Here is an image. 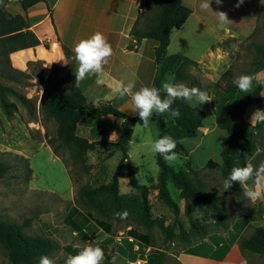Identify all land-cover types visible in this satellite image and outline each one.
<instances>
[{
    "label": "rangeland",
    "instance_id": "obj_1",
    "mask_svg": "<svg viewBox=\"0 0 264 264\" xmlns=\"http://www.w3.org/2000/svg\"><path fill=\"white\" fill-rule=\"evenodd\" d=\"M237 2L238 0H222V8L210 9L212 13L216 11L227 13L231 24L225 27L226 30L213 23L217 20L209 11L211 17L208 18L212 22L196 21L194 17L187 18L182 25L183 28L178 32L179 36H174L167 47L168 55L180 54L200 62L198 68H190L187 71L188 79L184 83L205 91L211 101L200 105L195 100L187 102L200 112L203 127L199 129L195 138L182 140L186 149L185 154H178V159L172 163L166 162L175 170L188 168L198 170L199 177L208 186V191L220 200L227 211L228 218L224 228L213 227L214 218L211 211L198 203L190 204L186 216L178 191L168 183L167 191L171 199L178 204L179 211L175 214L154 192H151L149 195L151 218L161 221L164 225L176 224L175 234L180 227L187 231L190 219L198 225L207 227L203 236L192 242L165 241V235L159 228L152 227L145 231L131 218L118 222L111 220L110 230L103 232V229L96 225L98 216L93 210L86 209L76 201L77 191L84 185L97 187L107 184L115 171L120 154L107 156L108 150L103 142H94L96 144L94 149L85 154L88 170L83 172L70 159L67 151L59 149L57 155L52 152V146L48 141L54 135L55 126L52 121L42 117L40 107L44 94L56 90L61 70H54L56 64L44 61L27 66L26 72L29 77L23 79L22 85L0 78L1 83L13 87L29 99L34 107L30 115L17 103V111L11 117H6L0 109V160L10 165V170L0 179V222L18 225L29 236L49 237L54 240L58 249L49 257L54 259L56 264H64L68 255H75V252H79L87 242L104 249L110 255L113 264H129L138 258L147 260L159 253L163 255L161 264H180L181 260L177 262L174 256L192 245L204 243V239L207 246L197 248L194 250L196 253L207 254L209 247L218 246L219 243L227 247L237 245L241 237H247L255 227L263 226L264 199L252 202L244 197L243 192L241 196H236L230 190L224 191L220 171L205 168L209 160L218 164L221 162L220 150L226 131L215 125L217 111L226 102H232L239 94L245 93L236 87V95L229 98L226 91L235 86L233 83L235 78L241 74L247 75L254 68L253 62L258 58L254 47H264V13L260 12L259 16H256L258 7L264 6V0H244L239 7H236ZM202 11L199 4L198 12ZM236 26H241L244 30ZM209 49L211 51H208ZM53 54L54 52L48 53L43 49L38 50V56L46 60L51 59ZM19 56L17 54L13 58L16 63L19 62ZM212 60L222 63L217 68L214 78L210 80L204 76L203 71L205 63L214 65ZM148 70L152 82L154 74H151V68ZM213 70L212 68L211 71ZM0 71H3L1 65ZM252 77L250 90L264 78V69ZM9 100L14 101L12 98ZM112 106L116 108L115 105ZM249 107L245 113V120L250 124V116L258 108L255 105ZM163 122V118L152 117L147 128L141 127L142 121L133 127L128 145V163L136 182L140 185L152 187L156 184L159 169L155 161L156 154L151 151V143L156 139ZM91 124L94 131L103 124L106 125L101 119L93 120L90 124L80 125L77 134H83L85 127ZM93 134L99 136L96 132ZM254 136L256 150L248 155L247 161L251 160L254 165H258L264 157V134L257 130ZM118 181L120 194L126 196L135 194L129 186L125 167L119 172ZM248 184L251 186L252 181ZM74 207L77 213H72L71 209ZM73 224L79 229H74ZM131 227L148 232L152 238L151 246H144L135 240L130 242L126 232ZM240 258L245 264H251L250 261L264 264V254L241 251ZM182 260L191 264L184 257ZM0 264H11L1 245Z\"/></svg>",
    "mask_w": 264,
    "mask_h": 264
},
{
    "label": "trees",
    "instance_id": "obj_2",
    "mask_svg": "<svg viewBox=\"0 0 264 264\" xmlns=\"http://www.w3.org/2000/svg\"><path fill=\"white\" fill-rule=\"evenodd\" d=\"M42 1L44 0H18L24 12ZM140 7L146 9L138 15L130 34L136 42L147 39L156 43L153 50L155 72L150 87L160 88L161 97L164 98L166 94L161 85L168 77H174L173 83H184L188 79L187 71L190 68H198L197 62L184 55L167 54L172 31L181 28L191 11L182 4V0H140ZM260 12L264 13V9ZM39 44L35 34L28 29L24 16H8L0 6V65L3 70L0 71V78L22 85L23 79L29 76L26 71L12 67L9 55L16 51L34 48ZM45 47L47 48V45ZM254 50L258 58L253 62L254 68L247 73L250 76L264 69V47L255 46ZM52 52L55 53V51ZM64 54L68 59V64L62 68L54 67V70H61V75L56 82V90L47 91L44 94L40 107L42 117L52 121L55 126L54 135L48 141V144L52 146V152L57 155L59 149L67 151L70 159L83 172H87L85 154L94 149L96 144L78 136L77 126L90 124L93 120L108 115L121 119V136L115 142L102 143L108 150L107 156L120 154L109 182L97 187L84 185L77 191L76 201L86 209H92L98 216L96 225L109 231V221L125 220L119 219L115 214L127 211L129 214L127 218H131L143 230L148 231L152 227L159 228L165 235V241L192 242L199 239L205 234L207 227L198 225L190 219L189 229L185 231L180 227L175 234L176 224L164 225L161 221L151 218L149 202L151 192H154L157 198L175 214L178 213V204L171 199L167 191V185L171 183L178 191L186 216L190 204L198 203L211 211L214 218L213 227L224 228L228 218L227 211L220 200L208 191V186L199 177L198 170L193 168L175 170L161 155L156 154L155 161L159 169L156 184L151 187L136 182L133 170L128 163V145L133 127L140 121L139 116H129L110 103L96 106L89 102L75 80V73L70 63L73 54L65 48ZM31 64L28 63L27 66ZM263 91L264 78L260 79L249 92L239 94L232 102H226L215 115V125L226 131V137L220 150V164L209 160L205 168L218 169L222 181L233 167L244 166L248 162V155L255 152L254 132L258 130L264 134V122L251 125L245 120V113L249 106L255 105L258 109L264 110ZM226 92L229 98H233L237 88L236 86L231 87ZM17 103L25 108L28 114H32L34 107L31 101L13 87L0 82V109L6 117H11L17 111ZM172 108L179 110L178 118L172 117L167 112L159 115L153 113L154 118L164 119L156 139L165 135L171 136L176 141L175 152L185 154L186 149L182 140L197 136L199 129L203 127L202 116L184 100H176ZM124 167L127 169L129 186L135 191V194L129 196L119 192L118 175ZM9 170L10 165L0 160V179L4 178ZM229 190L236 196H241L243 192L238 183H234ZM71 211L77 213L75 207ZM87 214L89 215V211ZM73 228L79 229L76 225ZM126 236L144 246H151L152 238L148 232H141L131 227L126 232ZM0 245L5 250L11 264H37L40 256H50L58 249L57 243L51 238L26 235L22 227L3 221L0 222ZM237 247L242 252L248 251L263 255L264 225L255 227L247 237H241L237 242ZM103 251L104 260L101 264H113L110 255L104 249ZM77 253L78 251L75 255ZM162 260L163 255L159 253L155 257L147 258L145 264H161Z\"/></svg>",
    "mask_w": 264,
    "mask_h": 264
},
{
    "label": "crops",
    "instance_id": "obj_3",
    "mask_svg": "<svg viewBox=\"0 0 264 264\" xmlns=\"http://www.w3.org/2000/svg\"><path fill=\"white\" fill-rule=\"evenodd\" d=\"M200 3L201 0H187V2L182 0V4L191 11L188 18L194 17L196 21L212 22L208 18L211 17L209 11L198 12ZM0 6L8 16H24L28 23V29L35 34L40 43L34 48L16 51L9 55L12 67L20 71H26L28 63L39 61L48 64L54 63L62 68L68 64L64 48L74 55L72 49L80 39H86L96 32H101L113 49V55L103 69L105 83L98 85L96 83L98 76L89 74L84 80H76L77 85L85 98L93 105L110 103L115 105L116 109L128 113L129 116L138 115L132 107L130 97L119 98L108 84L112 78H115L124 81L125 84L135 81L134 90H139L143 86L150 87L151 75L148 68H151V74H154L153 50L156 43L147 39L136 42L130 34L138 15L146 9L140 7V0H44L25 12L20 7L18 0H0ZM209 6L210 9L215 10L222 8V4L218 6L215 0H211ZM261 9H264V6L258 7L257 17ZM214 19L217 20L215 16ZM213 23L218 25V20ZM236 27L244 30L241 26ZM182 28L183 26L172 31L170 40L174 36H179L178 32ZM211 28L214 30L213 27ZM39 49L48 53L55 51V53L51 59L46 60L38 56ZM210 49L208 51H211ZM215 52L217 51L215 50ZM17 54L20 55L18 63L13 59ZM213 62V66L205 63V71H203L204 76L210 80L214 78L217 68L222 63V61L215 60ZM70 63L76 74V62L72 59ZM212 68L213 71H211ZM99 119L106 125L103 124L101 128L94 131L91 124L85 127L83 134L77 135L87 139L88 142H115L121 136V119L109 115ZM79 126H77L76 133H78ZM93 132L99 136H94ZM112 132H116L117 137L109 139ZM102 229L106 233V229ZM202 246H207L205 239L204 243L192 245L174 258L177 262L181 260L180 264H187L182 260L183 257L191 264H245L240 258L241 251L236 244L227 247L225 244L219 243L218 246L209 247L207 254H199L194 251ZM250 263L257 264L251 261Z\"/></svg>",
    "mask_w": 264,
    "mask_h": 264
},
{
    "label": "clouds",
    "instance_id": "obj_4",
    "mask_svg": "<svg viewBox=\"0 0 264 264\" xmlns=\"http://www.w3.org/2000/svg\"><path fill=\"white\" fill-rule=\"evenodd\" d=\"M211 0H201L200 8L204 11H210ZM244 0H238L236 7H239ZM219 6L222 0H215ZM212 13V12H211ZM218 20V27L223 29L231 24L227 13L216 11L212 13ZM73 60L76 62L75 80H84L89 74L98 76L96 83L103 85L104 65L108 63L109 58L113 55L112 46L108 43L106 37L101 32H96L86 39H80L72 49ZM174 77L162 83L161 88L166 94L161 97V89L156 87L143 86L139 90L135 89V81H129L125 84L122 80L112 78L108 86L118 95L119 98L130 97L131 104L135 113L138 114L142 126L147 128L151 123L153 113L164 114L170 113L174 118H178L179 110L173 109L172 104L176 100L192 102L195 100L199 105L211 101L205 91L196 87H189L183 82L173 83ZM253 77L241 74L234 79L233 83L239 91L247 93L252 87ZM264 122V110L256 109L250 116V124ZM117 137L116 132H112L109 139ZM176 141L168 135L155 139L151 143V151L154 154L161 155L165 161L172 163L178 159L175 152ZM252 181L249 186L248 182ZM234 183H238L244 197L252 202L264 199V161L254 165L249 160L244 166L233 167L229 175L223 180L224 191L229 190ZM119 219H126L128 212L116 213ZM104 260V251L99 246H93L91 242L84 244L83 248L76 255H68L64 264H101ZM37 264H56V261L47 255L39 257Z\"/></svg>",
    "mask_w": 264,
    "mask_h": 264
},
{
    "label": "built area",
    "instance_id": "obj_5",
    "mask_svg": "<svg viewBox=\"0 0 264 264\" xmlns=\"http://www.w3.org/2000/svg\"><path fill=\"white\" fill-rule=\"evenodd\" d=\"M128 238V237H127ZM128 240L130 241V242H133V239L132 238H128ZM136 248L137 247H135V250H136ZM146 263V260H143V259H137V260H135V261H132V262H130L129 264H145Z\"/></svg>",
    "mask_w": 264,
    "mask_h": 264
}]
</instances>
